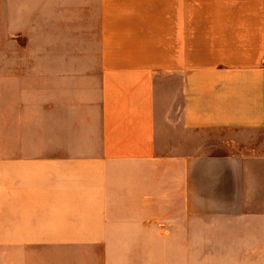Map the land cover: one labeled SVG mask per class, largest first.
<instances>
[{
	"label": "crops",
	"instance_id": "0c3cea01",
	"mask_svg": "<svg viewBox=\"0 0 264 264\" xmlns=\"http://www.w3.org/2000/svg\"><path fill=\"white\" fill-rule=\"evenodd\" d=\"M0 39V264H264V0H1Z\"/></svg>",
	"mask_w": 264,
	"mask_h": 264
},
{
	"label": "rangeland",
	"instance_id": "374dc122",
	"mask_svg": "<svg viewBox=\"0 0 264 264\" xmlns=\"http://www.w3.org/2000/svg\"><path fill=\"white\" fill-rule=\"evenodd\" d=\"M0 5H1V0H0ZM2 41H3V40L0 39V44H1V45H0V50H3V49H2ZM1 64L3 65V63H1ZM33 72H34V71H33ZM33 72H31V75L33 74ZM31 79H32V76H31Z\"/></svg>",
	"mask_w": 264,
	"mask_h": 264
}]
</instances>
